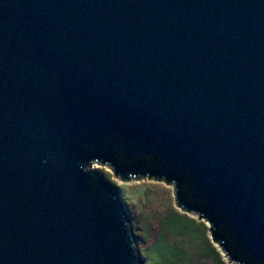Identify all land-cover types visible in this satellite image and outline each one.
<instances>
[{
  "label": "water",
  "instance_id": "obj_1",
  "mask_svg": "<svg viewBox=\"0 0 264 264\" xmlns=\"http://www.w3.org/2000/svg\"><path fill=\"white\" fill-rule=\"evenodd\" d=\"M93 162L264 264V0H0V264H145Z\"/></svg>",
  "mask_w": 264,
  "mask_h": 264
},
{
  "label": "rangeland",
  "instance_id": "obj_2",
  "mask_svg": "<svg viewBox=\"0 0 264 264\" xmlns=\"http://www.w3.org/2000/svg\"><path fill=\"white\" fill-rule=\"evenodd\" d=\"M90 169L119 190L136 247L145 264H235L212 240L209 222L177 205L172 183L154 177L122 179L105 164L97 162L91 163ZM175 215L200 222L202 227L195 229L197 222L183 224V218L177 219ZM174 218L178 224L170 228ZM164 247L170 248L168 256L163 255Z\"/></svg>",
  "mask_w": 264,
  "mask_h": 264
},
{
  "label": "trees",
  "instance_id": "obj_3",
  "mask_svg": "<svg viewBox=\"0 0 264 264\" xmlns=\"http://www.w3.org/2000/svg\"><path fill=\"white\" fill-rule=\"evenodd\" d=\"M175 217H178L177 219H180V217L183 218V219H181V221H182V223L184 222L186 225L189 224L188 222H192V223L197 222V221H194V220L187 219L185 216L175 215ZM177 219H176V218L172 219V223H171V224H172L173 226L170 225V226H171L170 228H173V227L175 228V226L178 224V223L176 222V221H178ZM183 220H184V221H183ZM184 223H183V224H184ZM192 223H190V224H192ZM197 224H198L199 226H197ZM197 224L194 226L195 229H196V228H199V227H200V228L202 227V223L197 222ZM183 227H184V225H183ZM188 233H190V232H188ZM159 240L161 241L162 238H159ZM158 243H159V242H158ZM164 246L167 247L166 244H165ZM155 247H156V246H155ZM165 247L163 248V249H165L164 252H163V255H164V256H165V255L168 256L169 253H170V252H169L170 248H165ZM154 251H155V250H154ZM154 251H152V252H154ZM150 252H151V251H150ZM152 252H151V253H152ZM171 252H172V250H171ZM151 255H152V254H151ZM165 259H167V258H165ZM160 260H161V259H160ZM160 260H159V261H160Z\"/></svg>",
  "mask_w": 264,
  "mask_h": 264
}]
</instances>
